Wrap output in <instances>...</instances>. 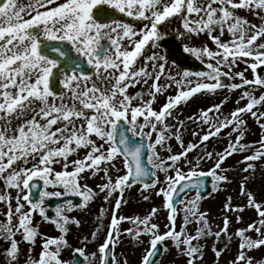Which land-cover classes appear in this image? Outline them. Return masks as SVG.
Here are the masks:
<instances>
[{
    "label": "snow or ice",
    "instance_id": "snow-or-ice-1",
    "mask_svg": "<svg viewBox=\"0 0 264 264\" xmlns=\"http://www.w3.org/2000/svg\"><path fill=\"white\" fill-rule=\"evenodd\" d=\"M242 11L256 16L260 23L250 21ZM125 16L143 22L142 26L137 28L126 22ZM169 24L180 25L176 32L181 37L191 40L207 36L212 41L214 49L207 43L184 47V51L202 62L207 59V71L173 73L167 56L150 50L159 47L164 36L161 28L166 29ZM226 35L228 39H224ZM241 63L246 65L245 70L235 71ZM261 65H264V0H3L0 203L5 204L6 211L2 213L5 220L0 221V240L9 242L5 252L8 264H18L21 253L18 235L32 246L41 236L33 226V218L39 214L45 220L50 219L46 198L68 194L82 197L83 203L74 205L67 200L55 208L53 222L61 235L41 236V254L39 258L29 256L27 264H82L81 257L84 264H95L98 258L100 264H116L114 248L123 234L124 221L133 225L124 231L138 243L143 244V236L150 237L141 264H154L157 246L166 239H171L187 257V264H202L203 246L193 242L213 234L207 214L199 209L205 179L211 176L213 189L219 191L222 184L231 183L229 169L223 167L228 157L251 151L242 161L247 165L244 172L255 168L249 161L264 159V140L258 142L259 148L243 142L247 132L244 114L251 113L264 128V112L253 111L258 105L264 106V93L258 98L254 95L257 88H264V74L257 73ZM249 69L254 79L247 78ZM227 76L241 81L228 85L231 90H242L237 105L242 100L248 102L229 115L223 114L224 101H221L187 117L198 125L201 122L208 125V129L202 136L193 131L192 136H199V141L185 145L182 131L185 121L179 118L177 108L196 94H215L225 86L221 78ZM136 85L142 87L133 94L129 89ZM169 89L176 94L168 95L159 110L154 108L158 95ZM225 129H230L229 137L236 134V139L230 140L223 152L205 147L195 159L189 157L194 149L211 137H219ZM173 139L182 149L179 153L173 152L170 143ZM82 150L84 155L80 156ZM146 152L151 168L144 163ZM162 152L169 154L167 159ZM74 155L77 158L71 159ZM201 161H211L213 166L202 170ZM157 172L163 174V180ZM90 177L100 180L98 192L87 184ZM150 178L154 179L147 182ZM36 179L43 182L44 190L33 200L32 190L41 187L35 183ZM136 183L153 190L160 185L155 194L164 198V206L169 210L166 231L161 232L160 224L154 221L158 216L155 208L143 217L117 216L122 202L127 203L125 190ZM49 187L54 190L48 191ZM189 190L195 191L196 197L185 202L181 193ZM115 193H119V198L115 200L106 239L98 247L99 257L97 252L86 256L84 248L73 247L66 238L69 224H80L66 212L86 207L101 196L111 202ZM245 194L242 182L240 195ZM247 196L245 207L255 208L260 219L234 234L240 238V244L233 264H253L246 250L264 246V238L254 240L247 235L254 230L264 237V204L258 203L250 192ZM177 199L185 203L179 230ZM227 200V211H243L233 209L231 196ZM97 219L101 223L93 238L103 228L102 217ZM191 224L198 225L195 235L188 231ZM228 224L225 216L223 232H227ZM84 239L87 241L88 237ZM65 249L73 251L71 261L63 259ZM216 255H220L218 250Z\"/></svg>",
    "mask_w": 264,
    "mask_h": 264
},
{
    "label": "rangeland",
    "instance_id": "rangeland-1",
    "mask_svg": "<svg viewBox=\"0 0 264 264\" xmlns=\"http://www.w3.org/2000/svg\"><path fill=\"white\" fill-rule=\"evenodd\" d=\"M242 15L248 17V19L256 24L260 23V20L247 12H241ZM126 22L133 23L137 28L142 26L141 21H135L132 18L124 17ZM139 22V24L134 23ZM179 24H169L167 28H161V32L164 33V38L172 37L176 38L179 44V50L183 53H186L194 58L196 62V66L193 69H189L187 71L197 72V71H207V59L202 62L200 59H197L193 54L184 51L185 45L188 46H201L204 43H207L209 47L215 48V45L207 36L196 37L194 39H189L187 36L181 37L177 34L176 29L179 28ZM224 39H228L227 35ZM151 51L157 52L159 55L167 56V52L161 48L150 49ZM168 58V57H167ZM168 65L171 68L173 73L185 71L178 66L172 64L168 59ZM262 69H264V65H261ZM246 65L241 63L235 71H243L245 70ZM260 74H264L260 72ZM246 76L248 79H254L253 72L249 69L246 72ZM228 78L230 83H240L239 78L235 80L232 79L231 76L222 77ZM193 80L196 77H192ZM151 83V82H150ZM141 85H136L135 88H130L129 91L131 93H135L141 90ZM146 91V87L144 88ZM242 90H231L228 86L223 90H217L215 94H196L192 99H190L186 104H181L177 108V113H179V118L185 121V128L183 131V140L185 145L190 143H197L200 137H193L192 132L198 131L201 136L207 131L208 125L203 124L202 122L198 125L197 123H193L189 121L187 117L196 116L201 109H207L211 107L213 104H219L221 101H224L222 112L224 115H229L232 111H234L238 106L245 105L248 101L242 100L240 105H237L236 101L240 98ZM262 93H264V88H257L254 92V95L258 98ZM175 91L173 89H169L167 93L164 95H158L157 101L154 104V108L159 110L163 104L167 102L168 95H175ZM147 98V97H146ZM259 109L260 112H264V106H257L253 111H257ZM243 118L247 122V132L244 136V143L254 144L256 148L260 147L258 143L261 140H264V128L260 127V124L257 122L256 118H254L251 113L244 114ZM201 129L204 131L201 132ZM230 129H225L221 132L219 137H211L209 141L201 144L199 148L194 149L193 152L189 153V157L195 159L199 152H202L205 147L207 150L213 151L216 153L223 152L225 148L228 146L230 140L235 141L236 134H233L232 137L227 135ZM155 135V134H154ZM172 145V149L174 153H179L182 151L180 145L176 140L170 141ZM252 152H244V153H234L232 156L228 157L225 161L223 167L229 169L227 175L231 183L222 184L220 186V190L216 191L213 189L212 194L207 198H201L199 201V209L200 211L207 214V219L212 226V235H209L205 238H201L198 242L194 241L193 243H199L203 246L204 249V257L202 264H233V261L236 259L239 252V244L240 238L234 235L238 229L247 228V226L251 223L257 222L260 217L255 208L245 207L248 204V196L247 193L250 192L255 196V199L258 203L264 204V159L249 161L255 166L254 170L249 169L248 172H244L243 169L247 166L246 163H243L244 156L251 155ZM84 155V150L80 152V156ZM161 155L163 158L167 159L169 155L167 152H162ZM77 158L75 155L71 157V159ZM171 163V161H169ZM212 162H204L201 161V169L209 170L212 167ZM59 170V166H56ZM117 167H122V164H117ZM71 170V169H70ZM184 171H188L187 167H184ZM123 174V173H121ZM157 176L163 180V174L160 172L156 173ZM101 175H103L101 173ZM245 177L248 179L245 181ZM244 183L246 194L241 196V183ZM100 183V180L96 177H90L87 180V184L94 191H99L97 185ZM160 185L156 186V190H158ZM3 190V184L0 183V191ZM51 187L48 188V191H53ZM57 191L63 192V189H55ZM153 189H144L143 186L133 185L130 189H126L124 192V200L127 203L121 204V209L117 212V216L124 215L126 217L133 216H141L148 214L151 209L155 208L158 210V216L154 218V221L159 223L161 226V232L166 231L164 228L165 223H167V217L169 215V210L164 206V198L161 196H157ZM12 195L15 196L16 193L12 190ZM65 197L78 198L82 200L83 198L80 196H76L74 194L62 195ZM55 197V198H61ZM145 196H148L149 199H144ZM231 196V205L233 209L235 208H243V211H227L225 205L228 203L227 198ZM196 197V193L193 192L185 197V202L188 200L194 199ZM53 198V197H51ZM51 198H46L45 204ZM119 198V193L113 194V199L111 202L105 201L100 198H95L88 203L86 207H77L74 208L71 212H66V214L72 218L80 221L79 226L75 223L69 224V232L67 234V239L69 243L73 247H79L85 249V255H89L90 253L97 252L98 247L101 245L105 239L108 231V225L110 224L113 209L115 207V200ZM47 210V215L50 214V220H45L39 214L34 215L33 218V226L37 228V231L41 234V236H47L50 238H57L61 235L59 229L56 227V224L53 222L56 219L55 216V208L50 209L45 205ZM184 208L185 203H181L178 206V215H177V230L183 225L184 218ZM6 211V206L3 203H0V221H4L5 217L2 215L3 212ZM225 216L229 219L227 232H223L224 228V219ZM97 217H102L103 220V228L99 233L96 234L95 238H93V233L96 231L97 227H100V221ZM238 217L240 218L238 221ZM15 223V220H14ZM133 227V225L124 221L121 225L122 235L120 236L119 241L116 243L114 251L116 255V264H124V261H127V264H141L142 257L145 254V249L149 248V240L150 237L143 236L141 239L143 240V244L138 243L131 236H129L124 230ZM198 225L191 224L188 227V231L192 234H196V229ZM216 233H220L219 236ZM252 239L264 238L261 237L257 232L249 231L247 233ZM41 236L37 237V242L35 246L30 245L28 242H23L22 237L17 236V240L21 241L20 248V258L18 264H27V259L29 256L33 258H39L42 251V243L43 240ZM85 237H88L87 241H85ZM162 248V254L158 259L156 264H187V257L182 255L180 251L177 250L174 242L171 239H166L165 241L159 244ZM9 248V242H5L4 240H0V264H8L7 257L5 256L6 250ZM32 249V251H30ZM217 250L220 252V255L217 256ZM247 255L253 258V264H264V246H261L258 249H253L251 251H247ZM62 257L65 261H71L73 257V251L71 249H65L62 253ZM82 264H84V258H80ZM95 264H100L99 258L96 260Z\"/></svg>",
    "mask_w": 264,
    "mask_h": 264
},
{
    "label": "water",
    "instance_id": "water-1",
    "mask_svg": "<svg viewBox=\"0 0 264 264\" xmlns=\"http://www.w3.org/2000/svg\"><path fill=\"white\" fill-rule=\"evenodd\" d=\"M170 51H171V53H172L171 56L173 57V59H174L175 61H180V63H182L183 65H186V62L189 61V58H188V57H186V56H182V55H179V54L176 52V45H173V46L171 47V50H170ZM147 155H148V153L146 152V153H145L144 163H145L146 166H148L149 168H151V167L149 166L148 162H147ZM151 179H154V178H150L149 181H147V182H151ZM35 183L40 184L41 187H40V188H34V189L32 190V197H31V198H32L33 200L37 199V198L39 197L40 193L43 191V185H42V182H41L40 180H36ZM211 184H212V177L209 176V177H207V178L205 179V189L201 192V195H203V196H207V195H209V194L211 193ZM189 192H191V190H189L186 194H185V193H181V196H185V195H187ZM66 201H67V199L64 198V199H62V200L59 201V202H54V203L51 205V207H52V208L57 207V206H59L60 204L66 203ZM77 204H81V202H76L75 205H77ZM179 204H180V200L177 199V200L175 201V206L177 207ZM160 254H161V250L158 248V251H157L155 257H153L154 264L156 263V261H157L158 257L160 256Z\"/></svg>",
    "mask_w": 264,
    "mask_h": 264
}]
</instances>
